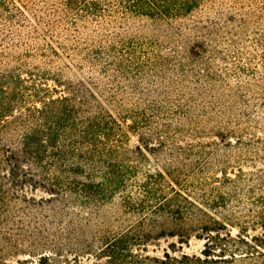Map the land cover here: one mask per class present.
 Wrapping results in <instances>:
<instances>
[{
    "label": "rangeland",
    "instance_id": "obj_1",
    "mask_svg": "<svg viewBox=\"0 0 264 264\" xmlns=\"http://www.w3.org/2000/svg\"><path fill=\"white\" fill-rule=\"evenodd\" d=\"M13 1L19 9L10 0L0 7V67L23 57L27 68L83 81L129 131L142 171L174 170L197 202L219 186L231 194L225 208L204 207L217 230H202L199 219L180 227L161 219L138 252L169 264H264L251 248L263 230L245 225L258 210L253 199L264 195V0H209L172 21L126 14L125 0H103L110 10L98 17L64 0ZM118 57L130 61L120 68ZM113 207L102 211L108 224L130 223V215L117 222ZM46 247L13 249L2 264H41L43 251L53 264H74L68 252ZM89 251L81 264L104 263Z\"/></svg>",
    "mask_w": 264,
    "mask_h": 264
},
{
    "label": "trees",
    "instance_id": "obj_2",
    "mask_svg": "<svg viewBox=\"0 0 264 264\" xmlns=\"http://www.w3.org/2000/svg\"><path fill=\"white\" fill-rule=\"evenodd\" d=\"M207 1L125 0L121 7L126 14L172 21ZM10 3L19 9L13 0ZM64 3L90 16L110 10L103 0ZM3 6L6 0H0ZM102 54L96 60L104 58ZM10 60L11 66L0 67V264L13 249L46 250V246H52L48 250L59 257L68 252L74 264H81L84 253L93 254L89 250L97 259H105L93 264H169L138 252L155 238L152 232L161 219L178 227L199 219L202 230H217L206 220L219 221L204 207L225 208L231 194L219 186L210 198L197 202L174 170L142 171L131 154L133 149L127 147L129 131L91 87L63 79L61 72L27 68L23 57ZM128 61L118 57L114 63L122 68ZM50 79L54 85L48 84ZM136 151L143 153L140 146ZM29 191L49 198L38 201L27 197ZM108 204L118 211L117 222H125L122 215H130V223L125 227L108 224L102 212ZM253 204L258 210L245 225L263 230L260 237L251 238L256 244L251 248L264 255L258 249L264 248V195L253 199ZM44 252L39 253L40 263L53 264Z\"/></svg>",
    "mask_w": 264,
    "mask_h": 264
}]
</instances>
